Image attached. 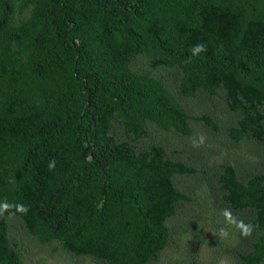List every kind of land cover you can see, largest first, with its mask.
<instances>
[{
  "label": "trees",
  "instance_id": "16d2710c",
  "mask_svg": "<svg viewBox=\"0 0 264 264\" xmlns=\"http://www.w3.org/2000/svg\"><path fill=\"white\" fill-rule=\"evenodd\" d=\"M40 252L264 264V0H0V264Z\"/></svg>",
  "mask_w": 264,
  "mask_h": 264
},
{
  "label": "rangeland",
  "instance_id": "374dc122",
  "mask_svg": "<svg viewBox=\"0 0 264 264\" xmlns=\"http://www.w3.org/2000/svg\"><path fill=\"white\" fill-rule=\"evenodd\" d=\"M198 132L200 135H203L204 137H207V134L205 133V131L202 128H197ZM203 142V141H201ZM224 153L222 152L221 154H214L212 155V159L213 161H221L222 160V155ZM214 208H212L211 210H213ZM214 216L216 215L213 214ZM207 225H205V229L209 232L211 229L210 228V223H206ZM230 224L229 221L225 218L224 223L222 224V229L224 232V229H229L230 228ZM203 260L204 261H208L207 259H209L210 257V248L206 247L202 250L201 253ZM175 258V257H174ZM43 259H47V263L48 264H68L66 261L63 260V258L61 256H56V257H51L50 254L48 252H40L34 256H30V258L27 260L28 264H44L43 263ZM221 264H233L234 262L232 261L230 256H222L220 258ZM173 261L172 260H168L167 258L162 259L161 264H171ZM70 264V263H69ZM85 264H92L90 261L86 262ZM201 264H211L209 262H204Z\"/></svg>",
  "mask_w": 264,
  "mask_h": 264
},
{
  "label": "clouds",
  "instance_id": "9594fccd",
  "mask_svg": "<svg viewBox=\"0 0 264 264\" xmlns=\"http://www.w3.org/2000/svg\"><path fill=\"white\" fill-rule=\"evenodd\" d=\"M205 50L206 49H205V46L203 44H198V45H195L193 47L192 51H193V54H198V53L203 52Z\"/></svg>",
  "mask_w": 264,
  "mask_h": 264
}]
</instances>
